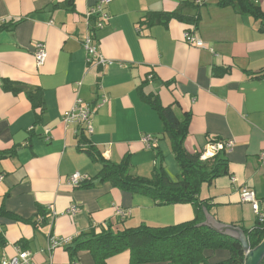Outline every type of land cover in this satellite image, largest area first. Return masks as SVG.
<instances>
[{"label":"crops","instance_id":"1","mask_svg":"<svg viewBox=\"0 0 264 264\" xmlns=\"http://www.w3.org/2000/svg\"><path fill=\"white\" fill-rule=\"evenodd\" d=\"M254 1L264 12V0ZM97 2L0 0V22L19 21L0 29V152L9 153L0 158V206L13 214H0V259L22 249L32 253L35 264H72L64 245L48 251L52 238L72 240L106 224L116 230L195 218L197 207L191 203L158 204L147 195L100 182L102 162L87 152L94 149L110 163L128 157L129 173L143 177H151L159 167L169 175V164L178 169L154 102L172 106L180 119L190 114L184 145L191 153L206 150L212 157L219 151L213 149V140L234 141L231 149H225L229 174L203 183L199 196L217 222L243 231L254 228L259 219L252 204L242 200V190L255 191L264 214L260 21L221 0H112L107 7L111 18L95 39L100 54L113 62L89 66L83 37L87 10ZM176 9L190 20L144 22L148 14ZM189 29L204 47L186 42ZM37 42L47 49L41 66L35 58ZM3 80L42 89L46 109L40 121V110L25 93L4 90ZM103 97L107 100L93 115V133L62 121L76 99L95 106ZM75 172L91 186L69 184L68 177ZM179 174L169 176L175 179ZM39 206H52L55 216L48 209V223L36 228L23 219L35 216ZM73 206L75 212L70 211ZM75 262L95 264L88 251H81ZM106 264H130L129 251L110 257Z\"/></svg>","mask_w":264,"mask_h":264},{"label":"trees","instance_id":"2","mask_svg":"<svg viewBox=\"0 0 264 264\" xmlns=\"http://www.w3.org/2000/svg\"><path fill=\"white\" fill-rule=\"evenodd\" d=\"M221 3L232 5L240 13L254 16L264 29V12L254 0H221ZM185 16L181 9H176L172 12L148 14L144 22L155 24L168 22L175 18L189 21L190 18ZM18 22L4 23L0 29L10 28ZM3 88L14 94L24 92L33 108L40 110L37 113V119L41 120L46 106L40 87H30L28 84L3 80ZM153 104L165 122L164 135L170 138L175 158L180 166V174L177 178H171L162 167L157 168L151 177L134 175L129 173L128 157H125L120 163H110L94 149H87V152L94 159L102 162V168L98 174L100 182H110L121 190L147 195L158 204L191 203L197 207L195 218L175 225L141 224L136 227H123L116 230H113L112 226L108 224L99 230L93 226L64 245L70 253L73 263L81 251H88L95 264H106L110 257L129 251L130 264L167 261L171 264H245L247 252L239 239L202 224L205 200L199 196L201 185L212 183L217 177L229 174L226 150L223 148L206 159L201 158L205 150L195 153L187 151L184 142L188 135L190 114H186L184 118L180 119L172 106L163 107L155 102ZM218 141L220 140L212 142ZM8 154V152H0V158L6 157ZM85 182L86 180H83L78 185H83ZM90 184L87 183L83 186L90 187ZM49 213L47 207L39 206L35 216L23 220L39 228L48 223ZM0 214L13 217L11 212H4L1 206ZM16 219L22 220L18 217ZM243 229L252 249L263 241V222L258 221V224L252 229L244 227ZM2 238L0 236V241H3ZM220 249L229 250L230 256L211 262L209 253ZM260 264H264V257Z\"/></svg>","mask_w":264,"mask_h":264},{"label":"built area","instance_id":"3","mask_svg":"<svg viewBox=\"0 0 264 264\" xmlns=\"http://www.w3.org/2000/svg\"><path fill=\"white\" fill-rule=\"evenodd\" d=\"M112 0H98V2L90 7L87 10L88 16V30L86 35L83 37V46L85 51L87 52V64L89 66H96V65H107L112 64V60L106 59L102 54L99 52V46L95 39V34L98 30L102 29L110 20L111 15L107 10L108 5ZM203 0H196V3H201ZM4 24L3 21L0 22L1 25ZM185 40L188 44L196 47H204V41L197 35V33L189 29L185 32ZM35 58L36 62L39 66L43 65L47 58V49L46 45L43 42L36 43V51H35ZM107 100L106 97H103V101L100 103L95 104L92 106L88 103H85L82 99H76L73 107L66 112L63 117L62 121L66 125L70 124H78L84 126V128L93 133L94 125H93V115L95 114L96 110L102 105L103 102ZM50 131L49 129L46 130L48 134ZM146 140H150L151 136L147 135ZM234 145L233 140H229L227 142L218 141L214 143V150L220 149H231ZM212 155L208 153L206 150L202 153L201 158L206 159L208 156ZM264 157V152L261 154ZM3 177H0L2 179ZM85 178L79 173L75 172L68 177V183L72 185H78L81 181ZM242 200L246 202H250L252 204L253 210L255 214L258 216L260 222L264 221V214L260 210L259 201L257 199L256 193L254 190L250 189L249 187H244L242 190ZM48 209L51 210L52 215L55 216V212H53L52 206H48ZM76 206L71 208V212L76 211ZM120 215H125V212L119 211ZM71 242V239H61V238H52L50 245L48 247V251L52 253L53 249L58 246L65 245ZM0 264H35L33 261V255L28 250H18V253L11 257V258H2L0 259ZM73 264H78V262H74Z\"/></svg>","mask_w":264,"mask_h":264},{"label":"water","instance_id":"4","mask_svg":"<svg viewBox=\"0 0 264 264\" xmlns=\"http://www.w3.org/2000/svg\"><path fill=\"white\" fill-rule=\"evenodd\" d=\"M203 210L207 220L202 224L208 225L221 233L239 239L243 245V248L247 252V258L245 264H260L261 260L264 257V239L256 248L252 249L248 242L247 236L245 235L244 231L241 228H239L238 226L234 227L230 224H225L222 222H217L213 218V216L207 212L206 207L203 206Z\"/></svg>","mask_w":264,"mask_h":264},{"label":"rangeland","instance_id":"5","mask_svg":"<svg viewBox=\"0 0 264 264\" xmlns=\"http://www.w3.org/2000/svg\"><path fill=\"white\" fill-rule=\"evenodd\" d=\"M174 158V157H173ZM178 166V165H177ZM178 169H175L174 168V165H172V167L170 166V164H169V167H168V173H169V175L171 176V177H176V174H178V172L180 171V167L178 166L177 167ZM214 252V251H213ZM213 252H211V253H213ZM215 253H217V256H215V257H213V255H212V257H211V259H213L214 261H215V259H224V258H227V257H229L230 256V251L229 250H227V249H220V250H216L215 252H214V254ZM160 263H163V264H169L170 262H160Z\"/></svg>","mask_w":264,"mask_h":264}]
</instances>
